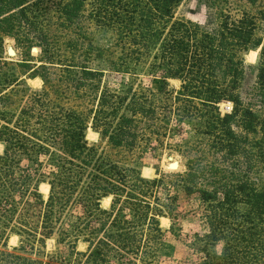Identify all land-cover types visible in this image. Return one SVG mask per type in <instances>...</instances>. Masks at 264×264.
I'll return each mask as SVG.
<instances>
[{
	"label": "trees",
	"instance_id": "1",
	"mask_svg": "<svg viewBox=\"0 0 264 264\" xmlns=\"http://www.w3.org/2000/svg\"><path fill=\"white\" fill-rule=\"evenodd\" d=\"M186 1L0 0V46L13 39L28 59L39 48L40 65L27 69L43 82L28 92L0 69V264H163L159 218L177 220L182 197L203 229L188 264H264V8L190 0L204 10L193 21L177 15ZM92 28L111 34L109 51ZM140 73L157 87L144 88ZM182 123L194 131L180 150L184 171L151 180L86 140L90 124L131 152ZM48 240L56 252H45Z\"/></svg>",
	"mask_w": 264,
	"mask_h": 264
},
{
	"label": "rangeland",
	"instance_id": "2",
	"mask_svg": "<svg viewBox=\"0 0 264 264\" xmlns=\"http://www.w3.org/2000/svg\"><path fill=\"white\" fill-rule=\"evenodd\" d=\"M228 7V6H227ZM264 8V0H232L229 5V11L237 13L241 11H247L255 13L256 11ZM223 9H228L223 7ZM178 16H182L185 19L193 21H203L204 10L202 6L196 1H186V3L180 6ZM95 42L100 46L104 52L109 51L111 48V34L102 30L92 28ZM12 50L14 55H9L8 51ZM256 53L255 58L251 55ZM40 49L32 47L29 51V59L24 56V49L17 46L13 39L4 38L2 46H0V69L12 72L15 76L25 80L26 89L28 92H39L43 88V82L39 77L30 78L33 70L40 65L39 62ZM258 51H250L245 56V63L254 66L256 63ZM111 58H114L112 55ZM23 60H31L26 62L29 65L24 64ZM3 64L7 65L3 66ZM34 69H27V67H33ZM102 63H97L92 68H102ZM251 70L247 72L246 86L251 82ZM140 79L144 88H156L157 84L150 83L149 77L140 73ZM249 75V78H248ZM126 78V77H123ZM111 85H114L120 81V76H109L106 78ZM169 90H178L180 82L177 80H168ZM70 101L68 107L74 105L72 95H69ZM76 109V108H75ZM77 110V109H76ZM80 111V110H79ZM264 116V109L261 112ZM175 121H173L174 123ZM182 130L177 128L167 134L161 144H153L150 147L141 142L139 146L133 150L128 151L124 148H114L107 140L100 136L99 133L93 131L88 124L86 130V140L88 145L93 146L97 155L103 160L117 164L122 167H132L140 172V175L146 179L159 178L163 175H173L184 171V160L180 155V150L185 146L194 136L193 125L182 123ZM3 151V147L0 144V153ZM176 164L178 168H168L171 164ZM152 173V175H151ZM40 192L44 198L48 195L49 187L45 184H41L39 187ZM107 199V198H106ZM105 199L101 201V207L108 209L110 201L104 204ZM193 202L188 201L185 198H181L179 202V211L181 216L174 221L167 218H159V224L165 234L166 250L163 255V264H188L189 262L196 261V255L193 254L188 248V242L190 237L194 233H202L203 229L199 221V213L191 211L194 209ZM18 245V238L11 237L8 241V247H15ZM78 251H85L86 245L79 243L77 245ZM45 252L48 254L56 252V246L54 240H48L45 245Z\"/></svg>",
	"mask_w": 264,
	"mask_h": 264
},
{
	"label": "bare ground",
	"instance_id": "3",
	"mask_svg": "<svg viewBox=\"0 0 264 264\" xmlns=\"http://www.w3.org/2000/svg\"><path fill=\"white\" fill-rule=\"evenodd\" d=\"M251 55L255 58L256 53H252ZM175 166H176V164H175V165H171V166H170V169H175V168H174ZM109 201H110V198L105 199V200H104V202H105L104 204H107V205H108Z\"/></svg>",
	"mask_w": 264,
	"mask_h": 264
},
{
	"label": "water",
	"instance_id": "4",
	"mask_svg": "<svg viewBox=\"0 0 264 264\" xmlns=\"http://www.w3.org/2000/svg\"><path fill=\"white\" fill-rule=\"evenodd\" d=\"M258 51H259V50H258ZM8 53H9V55H11V56L14 55V52H13L12 50H9ZM171 165H175V164L173 163V164H171ZM171 165H169L168 168H169ZM174 168L176 169V168H178V166L176 165Z\"/></svg>",
	"mask_w": 264,
	"mask_h": 264
}]
</instances>
